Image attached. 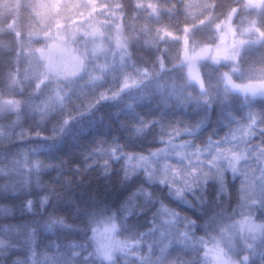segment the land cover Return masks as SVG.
Listing matches in <instances>:
<instances>
[{
	"label": "clouds",
	"instance_id": "obj_1",
	"mask_svg": "<svg viewBox=\"0 0 264 264\" xmlns=\"http://www.w3.org/2000/svg\"><path fill=\"white\" fill-rule=\"evenodd\" d=\"M0 264H264V0H0Z\"/></svg>",
	"mask_w": 264,
	"mask_h": 264
}]
</instances>
